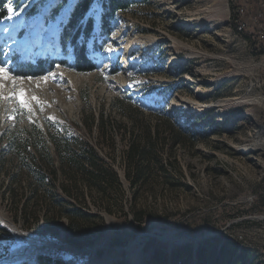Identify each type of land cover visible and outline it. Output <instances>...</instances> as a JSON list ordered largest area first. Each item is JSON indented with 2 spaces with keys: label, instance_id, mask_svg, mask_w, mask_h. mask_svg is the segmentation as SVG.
Masks as SVG:
<instances>
[{
  "label": "rangeland",
  "instance_id": "rangeland-1",
  "mask_svg": "<svg viewBox=\"0 0 264 264\" xmlns=\"http://www.w3.org/2000/svg\"><path fill=\"white\" fill-rule=\"evenodd\" d=\"M4 1L1 10L11 4L17 14L0 20V63L23 77L16 91L44 107L32 101L30 112L15 111L14 101L0 98V264H39L40 256L61 264H156L176 254L199 264L198 248L210 262L220 255L234 264H264V213L254 206L264 196V0H137L117 15L111 35L99 38V50L91 39L96 70L88 73L74 70L58 43L75 0L47 23L60 0ZM30 9L35 13L27 17ZM99 12L95 1L96 22ZM16 55L54 62L41 76H22ZM49 73L62 76L44 82ZM0 84V95L10 96L11 81ZM137 107L151 124L154 115L169 118L180 136L161 135L167 171L155 170L149 189L134 193L122 162L133 130L127 113ZM34 125L77 141V151L92 145L121 187L106 185L86 203L64 195L73 205L50 210V218L30 203L22 216L30 191L24 179L8 188L18 170L8 145L12 132L24 136Z\"/></svg>",
  "mask_w": 264,
  "mask_h": 264
},
{
  "label": "trees",
  "instance_id": "trees-1",
  "mask_svg": "<svg viewBox=\"0 0 264 264\" xmlns=\"http://www.w3.org/2000/svg\"><path fill=\"white\" fill-rule=\"evenodd\" d=\"M68 0H60L52 7L46 15L45 23L59 15L62 5ZM97 1L100 3L99 21L96 22L92 13H90L92 4ZM137 0H75L71 5V11L68 12L66 22L60 24L61 33L58 43L62 53L69 57L72 55V67L74 70L82 73H88L96 70L95 59L88 47L91 39L93 40V51L99 50V38H105L113 32V25L117 15L124 13L136 4ZM5 1L0 0V20L7 19L9 12L6 8L3 10ZM33 9L26 10L27 17L34 14ZM2 51V49H1ZM3 53V51L1 52ZM67 59L65 62H67ZM54 62L40 58L36 62L22 59L19 55L14 56L16 74L22 76H41L47 70V67ZM117 108L123 110V101L114 100ZM127 108H124L126 110ZM127 113V112H126ZM133 130H129V146L124 152L122 166L124 169L125 180L129 184L132 192L149 189L150 183L156 180L153 177L154 171L165 173L167 171V162L161 158L160 137L167 135L169 140L179 139V134L174 132V123L167 117L155 116L154 124L147 121V115L140 108L132 109L127 113ZM104 117H101V124L104 125ZM167 131V132H166ZM77 141L68 138L55 136L54 134H45L37 126H31L26 129V135L19 136L11 133L9 140V155L12 162H17L18 170L10 178L9 189L12 190L14 181H26V187L30 191V197L27 198L26 205L21 209V215H26L28 204H39L45 212L44 217L48 218L50 210L59 208L65 211V205H73L62 199V196L68 197L71 201H88V195L92 196L95 191L99 192L106 185L121 187L118 174L106 166L95 148L86 144L83 151H77ZM169 180V179H168ZM105 183V184H104ZM169 183H166V185ZM18 185V183H17ZM22 187V185L20 186ZM86 190L85 193L82 190ZM254 206L259 212L264 213V196H259L254 201ZM74 215L85 218L83 212L75 209ZM50 218V217H49ZM53 219V218H51ZM139 225L141 220L138 219ZM69 224L68 226H70ZM192 250H187L186 254H192ZM195 253L200 260L199 264H234L231 263L228 256H218L210 258L205 256L202 248H198ZM185 254V255H186ZM172 256V255H171ZM168 256L163 257L156 264H166ZM169 264H184L179 256L174 255L169 258ZM47 260L50 264H61L60 260L53 258L39 257L38 263L44 264Z\"/></svg>",
  "mask_w": 264,
  "mask_h": 264
},
{
  "label": "snow or ice",
  "instance_id": "snow-or-ice-1",
  "mask_svg": "<svg viewBox=\"0 0 264 264\" xmlns=\"http://www.w3.org/2000/svg\"><path fill=\"white\" fill-rule=\"evenodd\" d=\"M73 5H69L68 11H71V8ZM8 12L9 16L8 19H11L13 15H16L15 9L11 6V4L8 5ZM63 22V21H61ZM109 51H111V48H109ZM7 62L0 63V81H11L13 85V92L10 96L8 97H3L0 95V98H6L14 101L17 104V109L15 111H20V110H26V111H31L32 110V101H35L36 104L40 105L41 110H43L44 105L41 103L40 99L36 96L28 97L27 93L21 88L19 92L16 91L18 87L17 81L19 79H23V77L19 76H14L12 72L9 71V69L5 66ZM59 68V65L56 66ZM58 76H62V74L59 73H49L48 75L43 76L41 79L44 82H47L49 79H57ZM28 79H32V77H28ZM4 87L3 84H0V89ZM54 119V118H53Z\"/></svg>",
  "mask_w": 264,
  "mask_h": 264
},
{
  "label": "built area",
  "instance_id": "built-area-1",
  "mask_svg": "<svg viewBox=\"0 0 264 264\" xmlns=\"http://www.w3.org/2000/svg\"><path fill=\"white\" fill-rule=\"evenodd\" d=\"M245 11H246V10H245L244 8H241V9H240V12H241L242 14L245 13ZM261 18H262L261 15H259V18H255V20H254L255 23H257V24L259 25L260 28H261V25L259 24V22L261 21ZM240 29H243V26H242V25H239L238 30L240 31ZM259 35H260L261 38L264 39V33H260Z\"/></svg>",
  "mask_w": 264,
  "mask_h": 264
},
{
  "label": "bare ground",
  "instance_id": "bare-ground-1",
  "mask_svg": "<svg viewBox=\"0 0 264 264\" xmlns=\"http://www.w3.org/2000/svg\"><path fill=\"white\" fill-rule=\"evenodd\" d=\"M243 29H240V31H242ZM189 105H192V106H196L197 107V104L195 102H192V101H187ZM199 105V104H198Z\"/></svg>",
  "mask_w": 264,
  "mask_h": 264
}]
</instances>
